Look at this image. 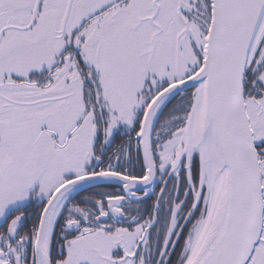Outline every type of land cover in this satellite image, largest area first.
I'll list each match as a JSON object with an SVG mask.
<instances>
[{"label":"snow or ice","instance_id":"6c2138e0","mask_svg":"<svg viewBox=\"0 0 264 264\" xmlns=\"http://www.w3.org/2000/svg\"><path fill=\"white\" fill-rule=\"evenodd\" d=\"M0 264H264V0H0Z\"/></svg>","mask_w":264,"mask_h":264}]
</instances>
